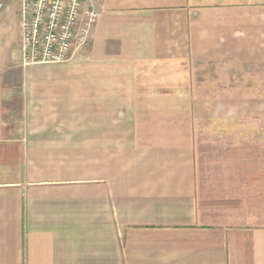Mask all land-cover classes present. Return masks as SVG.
<instances>
[{
  "label": "crops",
  "instance_id": "1",
  "mask_svg": "<svg viewBox=\"0 0 264 264\" xmlns=\"http://www.w3.org/2000/svg\"><path fill=\"white\" fill-rule=\"evenodd\" d=\"M11 1L0 264H264V0H91L90 46L27 68Z\"/></svg>",
  "mask_w": 264,
  "mask_h": 264
},
{
  "label": "built area",
  "instance_id": "2",
  "mask_svg": "<svg viewBox=\"0 0 264 264\" xmlns=\"http://www.w3.org/2000/svg\"><path fill=\"white\" fill-rule=\"evenodd\" d=\"M19 1L22 67L66 63L90 46L101 17L91 0ZM5 7L0 0V14Z\"/></svg>",
  "mask_w": 264,
  "mask_h": 264
},
{
  "label": "rangeland",
  "instance_id": "3",
  "mask_svg": "<svg viewBox=\"0 0 264 264\" xmlns=\"http://www.w3.org/2000/svg\"><path fill=\"white\" fill-rule=\"evenodd\" d=\"M19 1L18 0H12L9 9L11 11V15L7 17V23H9L12 28L14 29V32L18 34L19 32Z\"/></svg>",
  "mask_w": 264,
  "mask_h": 264
}]
</instances>
